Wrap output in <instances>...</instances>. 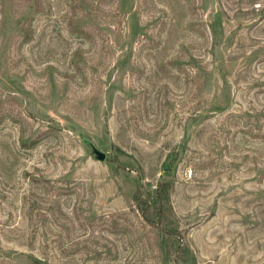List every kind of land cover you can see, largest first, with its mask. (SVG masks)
Listing matches in <instances>:
<instances>
[{
  "label": "rangeland",
  "instance_id": "374dc122",
  "mask_svg": "<svg viewBox=\"0 0 264 264\" xmlns=\"http://www.w3.org/2000/svg\"><path fill=\"white\" fill-rule=\"evenodd\" d=\"M0 264H264V0H0Z\"/></svg>",
  "mask_w": 264,
  "mask_h": 264
},
{
  "label": "water",
  "instance_id": "95a60500",
  "mask_svg": "<svg viewBox=\"0 0 264 264\" xmlns=\"http://www.w3.org/2000/svg\"><path fill=\"white\" fill-rule=\"evenodd\" d=\"M92 149L93 152L95 154V156L100 159V160H104L106 157V153L104 151L99 150L96 146L92 145Z\"/></svg>",
  "mask_w": 264,
  "mask_h": 264
}]
</instances>
